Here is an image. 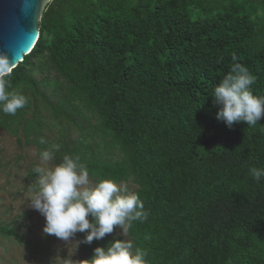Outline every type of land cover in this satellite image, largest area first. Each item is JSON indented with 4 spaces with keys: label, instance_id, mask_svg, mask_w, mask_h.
<instances>
[{
    "label": "trees",
    "instance_id": "16d2710c",
    "mask_svg": "<svg viewBox=\"0 0 264 264\" xmlns=\"http://www.w3.org/2000/svg\"><path fill=\"white\" fill-rule=\"evenodd\" d=\"M233 55L264 96V0H51L9 80L29 102L0 130L133 186L149 216L127 236L148 264H264V177L249 173L264 119L229 128L212 97ZM76 234L85 260L123 240ZM0 236L21 240L10 224Z\"/></svg>",
    "mask_w": 264,
    "mask_h": 264
},
{
    "label": "clouds",
    "instance_id": "9594fccd",
    "mask_svg": "<svg viewBox=\"0 0 264 264\" xmlns=\"http://www.w3.org/2000/svg\"><path fill=\"white\" fill-rule=\"evenodd\" d=\"M230 71L215 86L212 97L219 107L217 119L231 128L246 123L249 127L264 119V96L254 95L251 85L255 78L232 57ZM16 64L0 54V112L15 115L29 102L22 93L9 91L8 85ZM40 143H44L43 140ZM53 144L40 153L41 165H46L60 150ZM36 165L37 187L30 206L45 217L44 234L68 241L76 233H85L83 243L91 244L122 229L126 237L133 222H145L149 213L139 195L121 187L116 181L103 179L92 186L89 170L79 157L64 155L62 162L47 168ZM250 175L259 182L264 168H249ZM91 217V221L89 220ZM148 251L134 246L130 239H114L105 247H97L91 259L76 261L72 256L63 258V264H148Z\"/></svg>",
    "mask_w": 264,
    "mask_h": 264
},
{
    "label": "rangeland",
    "instance_id": "374dc122",
    "mask_svg": "<svg viewBox=\"0 0 264 264\" xmlns=\"http://www.w3.org/2000/svg\"><path fill=\"white\" fill-rule=\"evenodd\" d=\"M36 165H41L36 146L20 143L17 137L0 130V224H10L21 236L20 241L0 236V264H63L68 255L76 261L85 260L77 234L68 241L44 234L45 217L30 206L38 182V176L31 179L30 173ZM55 165L50 161L41 166ZM119 185L135 191L130 184ZM121 233L119 228L113 231L128 239Z\"/></svg>",
    "mask_w": 264,
    "mask_h": 264
},
{
    "label": "water",
    "instance_id": "95a60500",
    "mask_svg": "<svg viewBox=\"0 0 264 264\" xmlns=\"http://www.w3.org/2000/svg\"><path fill=\"white\" fill-rule=\"evenodd\" d=\"M50 1L0 0V54L16 67L35 47L42 14Z\"/></svg>",
    "mask_w": 264,
    "mask_h": 264
}]
</instances>
